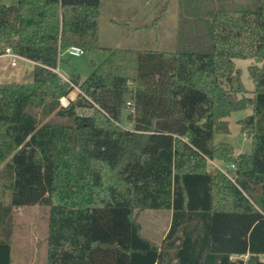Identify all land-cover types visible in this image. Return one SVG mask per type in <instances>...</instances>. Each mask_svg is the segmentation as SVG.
Listing matches in <instances>:
<instances>
[{
    "label": "trees",
    "instance_id": "16d2710c",
    "mask_svg": "<svg viewBox=\"0 0 264 264\" xmlns=\"http://www.w3.org/2000/svg\"><path fill=\"white\" fill-rule=\"evenodd\" d=\"M178 3L201 14L199 44L108 48L64 80L68 46L99 47L100 0H0V54L35 62L28 82H0V264L13 209L36 204L45 264H264V1ZM235 58L254 61L251 95ZM247 105L251 151L235 153L215 136ZM143 209L171 213L159 243L141 233Z\"/></svg>",
    "mask_w": 264,
    "mask_h": 264
},
{
    "label": "rangeland",
    "instance_id": "374dc122",
    "mask_svg": "<svg viewBox=\"0 0 264 264\" xmlns=\"http://www.w3.org/2000/svg\"><path fill=\"white\" fill-rule=\"evenodd\" d=\"M188 10L183 5L179 6L178 0H100L99 47L85 51L79 56L62 55L58 65L59 74L68 77L70 73H75L80 79H84L93 70L94 65L104 59L108 48L174 51L196 46L203 41L201 40L203 18L201 14H193L192 10ZM234 62L240 69V78L248 90L247 95H251L254 83L249 77L247 67L254 62L253 59L235 58ZM22 65L23 62L18 59L15 67L7 66V71L12 74L7 80L28 82L32 69L24 68ZM0 82H5L1 76ZM77 93L78 88L74 86L73 90L63 97L72 100ZM61 98L60 105H62ZM251 109L252 107L247 105L232 111L227 116L229 131L225 134H217L215 141L229 142L235 153L250 152L251 138L241 132L238 120L250 114ZM90 111L85 109L79 112L89 114ZM43 120L62 121L53 115L44 117ZM122 124L128 126L125 112ZM212 164L219 163L212 162ZM2 171L3 167H0V173ZM47 216V206L36 204L13 209L10 237L11 264H45ZM170 217L171 213L168 210L134 211V218L140 225L141 233L156 243L163 238ZM261 258L264 259V255Z\"/></svg>",
    "mask_w": 264,
    "mask_h": 264
},
{
    "label": "built area",
    "instance_id": "2783aa9c",
    "mask_svg": "<svg viewBox=\"0 0 264 264\" xmlns=\"http://www.w3.org/2000/svg\"><path fill=\"white\" fill-rule=\"evenodd\" d=\"M65 53L68 55V56H79L81 54L84 53V50L83 48H81L80 46H77V45H70L68 46L66 49H65ZM1 56H7L10 58V61H9V64L11 66H15L17 65V60L18 59H21L23 57L17 55L16 53H14L9 47H6L3 51L2 54H0V57ZM56 71L59 73V70L58 68H56ZM61 75V74H60ZM63 77L64 80H67V77L61 75ZM62 100H65V102H63ZM69 99H66L64 97L61 98V103L63 106H65L67 103H68Z\"/></svg>",
    "mask_w": 264,
    "mask_h": 264
},
{
    "label": "crops",
    "instance_id": "0c3cea01",
    "mask_svg": "<svg viewBox=\"0 0 264 264\" xmlns=\"http://www.w3.org/2000/svg\"><path fill=\"white\" fill-rule=\"evenodd\" d=\"M22 62H23V67L24 68H29L30 70L32 69L33 65L35 64L34 61H31V60H28L26 58H21L20 59ZM7 66L10 67V64H9V57L7 56H1L0 57V76L2 79H4L5 82H10L9 79L10 77H12V74L11 72L7 71ZM16 66V65H15ZM14 66V67H15ZM11 68V67H10ZM22 68V67H21ZM59 70V69H58Z\"/></svg>",
    "mask_w": 264,
    "mask_h": 264
},
{
    "label": "bare ground",
    "instance_id": "6f19581e",
    "mask_svg": "<svg viewBox=\"0 0 264 264\" xmlns=\"http://www.w3.org/2000/svg\"><path fill=\"white\" fill-rule=\"evenodd\" d=\"M64 101V100H63Z\"/></svg>",
    "mask_w": 264,
    "mask_h": 264
}]
</instances>
